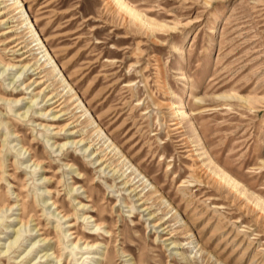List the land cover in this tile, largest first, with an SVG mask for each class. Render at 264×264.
<instances>
[{
	"label": "rangeland",
	"instance_id": "374dc122",
	"mask_svg": "<svg viewBox=\"0 0 264 264\" xmlns=\"http://www.w3.org/2000/svg\"><path fill=\"white\" fill-rule=\"evenodd\" d=\"M21 1L42 44L0 0V264H264V0Z\"/></svg>",
	"mask_w": 264,
	"mask_h": 264
},
{
	"label": "bare ground",
	"instance_id": "6f19581e",
	"mask_svg": "<svg viewBox=\"0 0 264 264\" xmlns=\"http://www.w3.org/2000/svg\"><path fill=\"white\" fill-rule=\"evenodd\" d=\"M12 2H13V4L16 6V7H18V8H20V11H19V13L21 14V13H23L24 12V14L26 15V26L27 25H30V28H31V32H32V36H37V40L42 44V42H41V39L39 38V34H38V32H37V30H36V28L34 27V25H33V23H32V21L30 20V18H29V15H28V13H27V11H26V9H25V7L23 6V4H22V1L21 0H12ZM116 3H117V5H119V6H124L126 9H127V11L129 12V14H131V15H134V16H138L137 15V13H136V11H134L132 8H130L126 3H125V1H122V0H117L116 1ZM10 31H7V32H5V33H9ZM17 46H19V44H16V45H14L13 47H17ZM43 47L45 48V46L43 45ZM45 51H46V49H45ZM22 53H24V52H22ZM49 57L48 56V53H45V55H43V57ZM42 57V56H41ZM0 64H1V62H0ZM4 66H6V68L7 69H12L13 67H16V66H14L13 64H10V63H8V64H6V65H4ZM24 69H25V67H24ZM14 76V75H13ZM14 81L12 80V83H13ZM39 85V84H38ZM12 90V89H11ZM0 91L1 92H3L4 94L5 93H7L8 92V90H6V89H0ZM11 92V91H10ZM56 97V96H55ZM54 98V96L53 97H48V100H52ZM3 98H2V96H0V100H2ZM5 100V99H4ZM7 100V99H6ZM5 100V101H6ZM59 101V99H56V100H54L52 103H57ZM18 102V100H16V101H14V103H17ZM58 105H60V104H57L56 106H58ZM53 110V109H52ZM50 112V111H49ZM23 115V114H22ZM23 117H25V116H23ZM55 117V119H58L59 118V116L58 115H56V116H54ZM39 125H42V124H39ZM72 134H73V132H72ZM72 134H70V135H72ZM18 137H20V136H18ZM62 145H65V143H63ZM26 150H28V152H30L31 154H32V158H33V162H35L36 163V165H38V164H40L41 163V161H40V157L36 154V153H34V152H32V147H31V145H28L27 147H26ZM134 172H135V174H137V177H139L140 175H141V173L137 170V169H134ZM141 179H143V177H141ZM199 179H201V176H196V180H198L199 181ZM206 180V179H205ZM220 181V183H222V181H224V179L223 178H221V179H219ZM200 182H202V181H200ZM226 183H228V182H226ZM52 204L56 207V209L57 210H59V213H61L62 214V216L61 217H64V218H67V217H69L70 216V214H68L67 213V211L66 210H64L63 209V207L60 205V204H58V200H57V198L56 199H54L53 201H52ZM97 225V224H96ZM71 226V225H70ZM74 232H71V234H73ZM45 239V238H44ZM43 239V240H44ZM79 241V239H77V241H76V243H75V245L77 244V242ZM85 243V242H84ZM88 245V243H85V246H87Z\"/></svg>",
	"mask_w": 264,
	"mask_h": 264
}]
</instances>
